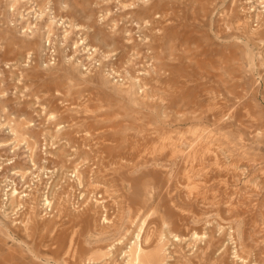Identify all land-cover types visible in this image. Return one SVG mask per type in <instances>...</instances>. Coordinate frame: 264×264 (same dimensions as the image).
I'll return each instance as SVG.
<instances>
[{
	"label": "rangeland",
	"instance_id": "obj_1",
	"mask_svg": "<svg viewBox=\"0 0 264 264\" xmlns=\"http://www.w3.org/2000/svg\"><path fill=\"white\" fill-rule=\"evenodd\" d=\"M143 1L0 0V182L18 186L0 194V264H89L111 229L93 232L89 213L78 226L77 200L97 191L168 217L165 191L197 148L212 151L191 179L233 202L240 243L264 264V41L236 27L243 6L264 11V0ZM120 250L100 258L125 264Z\"/></svg>",
	"mask_w": 264,
	"mask_h": 264
},
{
	"label": "bare ground",
	"instance_id": "obj_2",
	"mask_svg": "<svg viewBox=\"0 0 264 264\" xmlns=\"http://www.w3.org/2000/svg\"><path fill=\"white\" fill-rule=\"evenodd\" d=\"M141 2H144L143 0H139ZM157 1L159 0H149L148 5L145 7L146 10H151L153 6L156 5ZM258 0H254L252 5H258ZM261 1V0H260ZM140 2V3H141ZM247 2V1H245ZM46 3V2H45ZM145 3V4H146ZM258 3V4H257ZM144 4V5H145ZM159 4V2H158ZM157 4V7H158ZM163 2L161 3V8ZM168 4V3H167ZM142 5V4H140ZM250 5V4H248ZM52 6V4H51ZM143 6V5H142ZM249 6H243V14L242 17L238 16L237 21V29H240V31L246 36V38L250 40H253L254 38L257 40L258 45L260 44V41H264V37H261L260 35H255V28H261L264 27V11H261L260 9H254V12L250 13L248 11ZM156 8V7H154ZM256 8V6H255ZM258 8V7H257ZM160 9V7H159ZM158 9V10H159ZM252 9V8H251ZM157 10V8H156ZM157 10V11H158ZM242 10V9H241ZM145 11V10H144ZM152 11V10H151ZM142 12V10H141ZM155 11H153L154 14ZM160 12V10H159ZM162 12V11H161ZM144 14H147L146 12H143ZM151 12L147 15H150ZM157 14V13H155ZM162 14V13H161ZM59 15V14H58ZM152 15V14H151ZM53 17V16H52ZM48 18V17H46ZM67 18V17H66ZM144 18V16H143ZM15 20V19H14ZM55 21L53 20V23ZM66 22V21H65ZM255 22V24H252ZM41 24V23H40ZM42 25V24H41ZM254 26L255 28L251 27ZM226 26V25H225ZM61 27V26H60ZM228 27V26H227ZM19 28V26H18ZM33 30V29H32ZM72 30V29H71ZM74 30V29H73ZM13 31V30H12ZM18 31V30H17ZM15 32V31H14ZM45 32V30H44ZM31 33V32H30ZM23 34V33H22ZM25 34V33H24ZM83 34V33H82ZM260 34V33H259ZM262 35V34H261ZM59 36V35H58ZM97 36V35H95ZM264 36V35H262ZM37 36L33 35L32 37L24 38L27 40V43L35 44V38ZM53 37V36H52ZM56 37V36H55ZM57 38V37H56ZM82 38V37H81ZM98 38V36L96 37ZM95 38V40H96ZM100 38V37H99ZM98 38V39H99ZM49 42L48 36L46 38ZM39 40V39H38ZM54 40V39H53ZM58 41V40H56ZM66 41V40H65ZM53 42V41H52ZM79 42V41H78ZM77 43V42H76ZM251 43V42H250ZM254 43V42H253ZM254 43V44H257ZM70 44V43H69ZM83 46V45H82ZM126 46V45H125ZM41 47V46H40ZM43 50H47L50 48L49 46H45L44 42L42 44ZM264 47V46H261ZM64 48V47H63ZM41 49V48H40ZM259 49V48H258ZM264 49V48H262ZM93 51H95L93 49ZM101 51H103L101 49ZM90 52V51H89ZM99 52V51H98ZM108 52V51H107ZM45 53V52H44ZM97 53V52H96ZM264 53V52H259ZM79 54V53H78ZM113 54V53H112ZM117 54V53H116ZM90 55V54H89ZM111 55V54H110ZM104 56V55H103ZM76 57V56H75ZM74 57V58H75ZM82 57V56H81ZM95 56H93L94 58ZM98 57V56H97ZM101 58V57H99ZM98 59V58H97ZM43 60V59H42ZM85 60V59H84ZM101 60V59H100ZM54 61V60H53ZM82 61V60H79ZM91 61V60H90ZM6 62V61H5ZM84 62V61H83ZM73 63V62H72ZM80 63V62H79ZM96 63V62H95ZM94 64V62H93ZM101 63H99L100 66ZM9 65V64H8ZM98 65V64H97ZM102 65V64H101ZM95 66V65H94ZM9 67V66H8ZM81 67V66H80ZM68 68V67H67ZM101 69V68H100ZM95 70V69H94ZM84 72V71H83ZM92 72V71H91ZM101 72V71H100ZM104 72V71H102ZM101 72V73H102ZM107 72V71H106ZM99 73V72H98ZM105 73V72H104ZM95 74V73H94ZM106 74V73H105ZM109 75V74H107ZM182 77V75H181ZM127 78V77H126ZM175 78V77H174ZM187 78V77H186ZM96 79V78H95ZM98 79V78H97ZM101 79V78H100ZM177 80V79H176ZM103 81V80H102ZM101 81V82H102ZM100 82V80H99ZM137 82V80H136ZM185 82V81H184ZM186 84V83H185ZM134 87V86H133ZM175 87V86H174ZM179 87V86H178ZM135 88V87H134ZM182 87H180L181 89ZM188 88V87H187ZM207 88V87H206ZM201 89V88H200ZM204 88L202 87V90ZM186 90V89H185ZM197 90V89H196ZM149 91V90H148ZM187 91V90H186ZM184 91V92H186ZM208 91V90H207ZM206 91V92H207ZM126 92L130 95L131 88L126 89ZM175 92V91H174ZM181 92V91H180ZM198 92V91H197ZM217 92V91H216ZM135 93V92H133ZM175 94V93H174ZM195 94V93H194ZM134 95V94H133ZM140 95V94H138ZM184 95V94H183ZM199 95V94H198ZM201 95V94H200ZM199 95V96H200ZM137 95H135L136 97ZM143 96V95H142ZM141 97V96H139ZM196 97V96H195ZM202 97V96H201ZM138 98V96H137ZM171 98V97H170ZM174 98V97H173ZM209 98V97H208ZM194 99V98H193ZM216 99V98H215ZM192 100V99H190ZM192 102V101H191ZM186 104V103H185ZM201 104V102H200ZM199 104V105H200ZM209 104V103H208ZM193 105V104H192ZM195 105V104H194ZM204 105V104H203ZM202 106V105H201ZM227 107V106H226ZM197 108V107H196ZM206 108V107H205ZM208 110V109H207ZM162 111V110H161ZM206 111V110H205ZM168 112V111H167ZM179 112V111H178ZM234 112V111H233ZM160 113V112H159ZM210 114V113H209ZM215 114V113H214ZM177 115V114H176ZM224 115V114H223ZM211 116V115H210ZM230 118V117H229ZM237 120V119H236ZM238 122V121H237ZM35 123V122H34ZM38 124V123H37ZM237 124V123H236ZM211 126V125H210ZM241 126V125H240ZM165 131V130H164ZM200 132V131H199ZM15 133V132H14ZM205 134V133H204ZM162 135V134H161ZM180 135V134H179ZM197 135V134H196ZM199 138V137H198ZM179 141V140H177ZM182 141V140H181ZM180 141V142H181ZM198 141V140H197ZM183 142V141H182ZM4 143V142H3ZM169 143V142H168ZM200 143V142H199ZM213 143V142H212ZM13 144V143H12ZM164 144V143H163ZM165 145V144H164ZM170 145V144H169ZM180 145V144H179ZM182 145V144H181ZM191 145V144H190ZM199 145V144H198ZM206 145V144H205ZM213 145V144H212ZM171 146V145H170ZM166 147V146H164ZM178 148V147H176ZM46 149V148H45ZM157 149V148H156ZM155 149V150H156ZM161 149V148H160ZM174 149V148H173ZM172 149V150H173ZM198 150H194L193 152H190L186 158L189 160L190 164L185 167L186 171L183 168L184 174H182L184 177L182 179H179L180 177H176L174 175V182L172 179V186L169 188V192L167 189L168 194L165 191V194L167 196L168 202L164 205L166 207H169V211L171 214L166 217L164 215L158 216V218L151 217L149 214V210L143 211V210H135L133 211L131 209V204L128 201H116L115 207L113 205L108 204V200L106 198L105 194H101L97 196V191H92L90 196L85 194L80 199L77 200V207L76 211H72L71 217L75 219L77 222V225L79 226V223L82 222L85 219V214H90V218L93 217L94 222V228H92L93 232H98L101 229L110 228L111 229V235L107 239H109V242L106 244L107 250L102 253H93L92 257H89V261H91V264H109V258H103L101 259V255L111 253L113 250L120 248V251L126 252V263L125 264H194L191 260L192 256H198V258L202 261V264H240V261L242 264H251L250 258L248 257V249L244 245H241L240 239L242 236L239 234L240 228L237 226L234 222V211L235 208L232 201L224 199L225 196L221 195H207L203 191V184L199 180L200 177L197 180H192V176L196 173L202 172V166L200 167V161L201 157L207 153L209 150H203L197 148ZM209 149V148H207ZM211 149V148H210ZM191 150V149H190ZM178 149L176 150V152ZM212 151V149H211ZM209 151V152H211ZM217 151V150H214ZM213 151V152H214ZM170 152V151H169ZM212 152V153H213ZM174 153L173 155L179 156V154ZM179 153V152H178ZM184 153V152H183ZM225 153V152H224ZM216 154V152L214 153ZM221 154V153H220ZM16 155V154H15ZM210 155H212L210 153ZM247 155V154H246ZM26 156V155H25ZM209 156V155H208ZM215 157L216 155H212ZM218 156V155H217ZM17 157V156H16ZM15 158V157H14ZM163 158V157H162ZM175 158V157H174ZM181 158V157H180ZM209 158V157H208ZM207 158V159H208ZM232 158V157H231ZM204 159V157H203ZM206 159V158H205ZM204 159V160H205ZM211 159V157H210ZM209 159V160H210ZM218 159V158H216ZM214 159V161L216 160ZM229 159V158H228ZM151 160V159H150ZM233 160V159H231ZM34 161V160H33ZM154 161V160H153ZM206 161V160H205ZM211 161V160H210ZM209 161V163H210ZM218 163V160H216ZM173 162V161H172ZM187 163V162H185ZM207 163V162H206ZM212 163V162H211ZM216 163V162H215ZM214 163V164H215ZM224 163V162H223ZM146 164V163H145ZM174 164V163H173ZM178 164V163H177ZM182 164V163H181ZM180 164V166H181ZM203 164V162H202ZM208 164V163H207ZM206 164V165H207ZM221 164V163H220ZM219 164V165H220ZM195 165L198 167L195 168ZM246 165V164H245ZM251 165V164H250ZM207 166H210L207 165ZM212 166V165H211ZM215 166V165H214ZM227 166V165H226ZM234 166V165H233ZM205 167V165H204ZM254 167V166H253ZM177 168V167H176ZM218 168V167H217ZM224 168V167H223ZM236 168V167H235ZM246 168V167H245ZM248 168V167H247ZM206 169V168H204ZM203 169V170H204ZM213 169V168H212ZM216 169V166L215 168ZM221 169V168H220ZM135 170V169H134ZM173 170V169H172ZM219 171V169H217ZM216 170V171H217ZM228 170V169H227ZM194 174L191 176L190 172ZM205 171V170H204ZM207 171V170H206ZM215 171V172H216ZM222 171V170H221ZM220 171V172H221ZM239 171V170H238ZM210 173V170L207 171ZM212 172V171H211ZM214 172V171H213ZM227 172V171H226ZM225 172V173H226ZM173 173V172H172ZM181 173V172H180ZM206 173V172H205ZM219 173V172H218ZM230 173V172H229ZM236 173V172H235ZM170 174V173H169ZM200 174V173H199ZM207 174V173H206ZM204 174V175H206ZM212 174V173H211ZM224 174V173H223ZM249 174V173H248ZM247 174V175H248ZM171 175V174H170ZM181 175V174H179ZM181 175V176H182ZM202 176V174H200ZM203 175V176H204ZM209 175V174H207ZM206 175V177H207ZM216 175V173H215ZM229 175V174H228ZM227 175V176H228ZM213 175H211L212 177ZM194 177V176H193ZM205 177V176H204ZM203 177V178H204ZM204 180V183L207 184V180ZM218 177V176H217ZM222 177V176H221ZM233 177V175H232ZM259 177V175H258ZM172 178V177H171ZM213 178V177H212ZM215 178V176H214ZM168 179V178H167ZM220 179V178H219ZM233 179V178H232ZM231 179V180H232ZM247 179V177H246ZM264 179V178H262ZM212 180V179H211ZM228 180V179H227ZM245 180V179H244ZM243 180V181H244ZM167 181V180H166ZM169 181V179H168ZM218 181V180H217ZM236 181V180H235ZM247 181V180H246ZM212 182H214L212 180ZM237 182V181H236ZM255 182V181H254ZM50 183V182H49ZM211 183V182H210ZM216 183V182H215ZM264 183V181H262ZM209 184V182H208ZM244 184V183H243ZM49 185V184H48ZM121 185V184H120ZM170 185V183H169ZM56 186V185H55ZM86 186V185H85ZM166 186V185H165ZM168 186V185H167ZM179 186L186 190L183 196H177L180 193H183L182 189L180 193L175 195L170 194V192H173L174 189L179 188ZM210 186V185H209ZM245 186V185H244ZM251 186V185H250ZM18 187V186H17ZM21 187V186H20ZM25 187V186H24ZM208 187V185L206 186ZM230 187V186H229ZM15 188V186H14ZM13 188V189H14ZM48 188V187H47ZM257 188V187H256ZM207 189V188H206ZM222 189V187H221ZM231 189V188H230ZM242 189V188H241ZM17 190V189H15ZM235 190V189H234ZM233 190V191H234ZM75 191V190H74ZM175 191V190H174ZM195 191V192H193ZM229 191V188H228ZM253 191V190H252ZM257 191V190H256ZM178 192V191H176ZM258 192V191H257ZM17 193V191H16ZM20 193V192H19ZM86 193V192H85ZM209 194V192H206ZM219 193V192H217ZM251 193V192H250ZM256 193V192H255ZM10 194V193H9ZM83 194V193H82ZM170 194V195H169ZM210 194H212L210 192ZM220 194V193H219ZM223 194H227L223 192ZM229 194V193H228ZM26 195V194H25ZM65 195V194H64ZM173 195L177 196L176 198L173 197ZM29 196V195H28ZM228 196V195H227ZM37 197V196H36ZM85 197V198H84ZM47 198V197H46ZM71 198V197H70ZM77 198V197H76ZM226 198V197H225ZM74 199V198H73ZM162 199V198H161ZM235 199V197H234ZM238 199V197H237ZM247 199V198H246ZM6 200V199H5ZM15 200V199H14ZM60 200V199H59ZM121 200V199H120ZM233 200V199H232ZM239 200V199H238ZM241 200V199H240ZM63 201V200H62ZM242 201V200H241ZM60 202V201H59ZM123 202V204H122ZM143 202V201H142ZM250 203V202H249ZM222 204L225 208V215L223 217H219V210L216 209L218 205ZM59 205V204H58ZM75 205V204H74ZM144 205V204H143ZM186 205L193 206L195 209H203V208H209L206 211H201L200 213H197V210L194 211V209L189 210V208ZM254 205V204H253ZM38 206V205H37ZM163 206V204L161 205ZM4 207V206H3ZM133 207V206H132ZM220 207V206H219ZM243 207V206H242ZM13 208V207H12ZM134 208V207H133ZM151 208V207H150ZM245 208V205H244ZM223 209V207H222ZM239 209V208H238ZM38 210V209H37ZM74 210V209H73ZM240 210V209H239ZM246 210V209H245ZM248 210V209H247ZM250 210V209H249ZM259 210V208H258ZM156 211V210H155ZM218 211V212H217ZM251 211V210H250ZM37 212V211H36ZM158 212V210H157ZM168 212V211H167ZM191 212V213H189ZM196 212V213H195ZM242 211H240L241 213ZM249 212V211H248ZM5 213V212H4ZM165 213V212H164ZM208 213H213L208 214ZM222 213H224L222 211ZM222 213L220 216H222ZM237 213V212H236ZM70 214V213H69ZM219 214V215H218ZM242 214V213H241ZM249 215V214H248ZM93 216V217H92ZM252 216V215H251ZM246 217V216H245ZM87 218V215H86ZM249 218V216H248ZM90 219V220H91ZM236 219V218H235ZM89 221V219H87ZM86 220V221H87ZM221 220H223L225 223H221ZM251 220V219H250ZM92 221V220H91ZM246 221V220H245ZM248 221V220H247ZM75 222V223H76ZM92 222V225H93ZM82 223H85L83 221ZM91 223V222H90ZM252 223V222H251ZM81 224V223H80ZM244 224V223H243ZM82 225V224H81ZM91 225V226H92ZM241 225V224H240ZM83 226V225H82ZM80 227V229L82 228ZM93 227V226H92ZM250 227V226H249ZM260 229V228H259ZM88 230V229H87ZM90 231V230H89ZM107 231V230H105ZM252 231V229H251ZM107 233V232H106ZM247 233V232H246ZM255 233V232H254ZM78 234V233H77ZM109 234V233H108ZM251 234V233H250ZM250 237V236H249ZM95 238V237H94ZM253 239V238H252ZM92 240V239H91ZM90 240V241H91ZM104 240V239H103ZM243 240V238H242ZM89 242V241H88ZM243 242V241H242ZM79 243V242H78ZM249 243V242H248ZM73 244V243H72ZM71 244V246H72ZM75 244V243H74ZM123 246V247H122ZM73 247V246H72ZM77 247V246H76ZM80 249L83 251V248L79 246ZM256 248V246H255ZM69 249V248H68ZM76 248L77 251L80 252L78 258L81 259L82 254L84 252H81V250ZM105 249V248H104ZM58 250V249H57ZM61 250V249H60ZM117 253V250L115 251ZM255 252V251H254ZM60 253L58 251L57 255ZM250 254V253H249ZM76 255V256H77ZM85 255V254H84ZM108 255V254H107ZM75 257V256H74ZM119 257V254H118ZM255 257V256H254ZM117 258V257H116ZM256 258V257H255ZM83 259V258H82ZM198 259V260H199ZM88 260V259H87ZM115 260V259H114ZM239 261V262H238ZM255 261V260H254ZM89 263V264H90ZM201 263V262H199ZM253 264V263H252Z\"/></svg>",
	"mask_w": 264,
	"mask_h": 264
},
{
	"label": "built area",
	"instance_id": "obj_3",
	"mask_svg": "<svg viewBox=\"0 0 264 264\" xmlns=\"http://www.w3.org/2000/svg\"><path fill=\"white\" fill-rule=\"evenodd\" d=\"M1 169V167H0ZM12 177V176H11ZM11 177H9L8 179V182H5V183H1L0 182V194H7V193H10V190H12V187H16V183L13 182L14 181V178L12 177V179H10ZM3 181V180H2ZM8 186V187H6ZM6 187V188H5ZM17 188V187H16Z\"/></svg>",
	"mask_w": 264,
	"mask_h": 264
}]
</instances>
